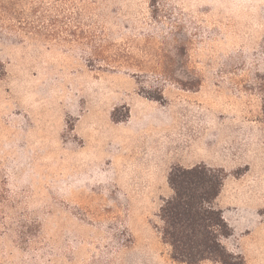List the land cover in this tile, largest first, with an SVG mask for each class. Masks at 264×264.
<instances>
[{"label": "rangeland", "instance_id": "rangeland-1", "mask_svg": "<svg viewBox=\"0 0 264 264\" xmlns=\"http://www.w3.org/2000/svg\"><path fill=\"white\" fill-rule=\"evenodd\" d=\"M197 163L264 264V0H0V264H184L158 213Z\"/></svg>", "mask_w": 264, "mask_h": 264}, {"label": "trees", "instance_id": "trees-1", "mask_svg": "<svg viewBox=\"0 0 264 264\" xmlns=\"http://www.w3.org/2000/svg\"><path fill=\"white\" fill-rule=\"evenodd\" d=\"M225 178L222 168L205 163L171 167L167 183L172 194L163 200L158 216L162 222L160 236L169 245L173 261L244 264L239 254L221 242L232 234L222 209L215 204Z\"/></svg>", "mask_w": 264, "mask_h": 264}, {"label": "crops", "instance_id": "crops-1", "mask_svg": "<svg viewBox=\"0 0 264 264\" xmlns=\"http://www.w3.org/2000/svg\"><path fill=\"white\" fill-rule=\"evenodd\" d=\"M222 190V189H221Z\"/></svg>", "mask_w": 264, "mask_h": 264}]
</instances>
